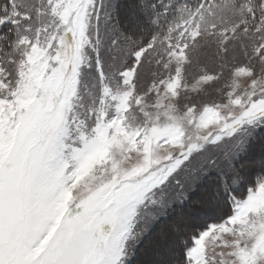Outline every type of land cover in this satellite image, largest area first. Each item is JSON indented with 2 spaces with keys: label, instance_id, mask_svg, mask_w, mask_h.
I'll return each mask as SVG.
<instances>
[{
  "label": "snow or ice",
  "instance_id": "6c2138e0",
  "mask_svg": "<svg viewBox=\"0 0 264 264\" xmlns=\"http://www.w3.org/2000/svg\"><path fill=\"white\" fill-rule=\"evenodd\" d=\"M0 264H264V0H0Z\"/></svg>",
  "mask_w": 264,
  "mask_h": 264
},
{
  "label": "trees",
  "instance_id": "16d2710c",
  "mask_svg": "<svg viewBox=\"0 0 264 264\" xmlns=\"http://www.w3.org/2000/svg\"><path fill=\"white\" fill-rule=\"evenodd\" d=\"M216 215H219V213H217Z\"/></svg>",
  "mask_w": 264,
  "mask_h": 264
}]
</instances>
